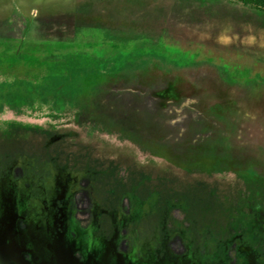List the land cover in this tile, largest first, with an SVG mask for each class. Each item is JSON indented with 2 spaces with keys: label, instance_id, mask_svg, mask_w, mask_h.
<instances>
[{
  "label": "flooded vegetation",
  "instance_id": "1",
  "mask_svg": "<svg viewBox=\"0 0 264 264\" xmlns=\"http://www.w3.org/2000/svg\"><path fill=\"white\" fill-rule=\"evenodd\" d=\"M62 110L18 116L9 134L0 123V140L41 142L0 149V261L18 263L32 228L75 264H264L260 160L211 128L180 146L145 123Z\"/></svg>",
  "mask_w": 264,
  "mask_h": 264
},
{
  "label": "rangeland",
  "instance_id": "2",
  "mask_svg": "<svg viewBox=\"0 0 264 264\" xmlns=\"http://www.w3.org/2000/svg\"><path fill=\"white\" fill-rule=\"evenodd\" d=\"M118 52L134 54L129 65L67 80L59 112L108 118L116 128L145 123L180 146L202 145L211 128L210 137L224 135L264 165V12L235 0H0L6 133L18 116L53 112L54 96L28 84L50 83L79 55ZM19 53L25 58L15 66ZM40 144L2 139L0 149Z\"/></svg>",
  "mask_w": 264,
  "mask_h": 264
},
{
  "label": "trees",
  "instance_id": "3",
  "mask_svg": "<svg viewBox=\"0 0 264 264\" xmlns=\"http://www.w3.org/2000/svg\"><path fill=\"white\" fill-rule=\"evenodd\" d=\"M245 6L255 8L264 12V0H235ZM134 54L127 52H118L109 56H96L92 60H88L87 56L79 55L78 62L71 60L65 65V69L53 71L51 76L54 78L50 83L41 85H27L28 91H33L36 94H51L55 98L53 107L56 110H62L67 102L62 98L68 93L69 87L66 81L70 78H76L80 75H88L91 73L114 74L123 70L133 58ZM25 56L22 53L16 54L13 57L15 66H21ZM98 60H97V59ZM30 105L33 104L30 102Z\"/></svg>",
  "mask_w": 264,
  "mask_h": 264
},
{
  "label": "water",
  "instance_id": "4",
  "mask_svg": "<svg viewBox=\"0 0 264 264\" xmlns=\"http://www.w3.org/2000/svg\"><path fill=\"white\" fill-rule=\"evenodd\" d=\"M19 234L21 235V229H19ZM28 234L31 236L30 240L34 242H32L29 248H25V246H22L21 244L17 246L19 252V261L17 264H75L68 258L67 253L62 251L59 247L53 248L50 246H43L41 243L37 242L36 240L39 238L34 229L30 228ZM24 250L27 254L32 256L31 262H24ZM8 254H11V249H5L4 254L2 255ZM0 264L9 263L0 261Z\"/></svg>",
  "mask_w": 264,
  "mask_h": 264
}]
</instances>
